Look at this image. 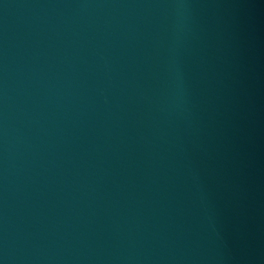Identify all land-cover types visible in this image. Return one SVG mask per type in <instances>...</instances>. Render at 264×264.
<instances>
[{
    "label": "water",
    "instance_id": "1",
    "mask_svg": "<svg viewBox=\"0 0 264 264\" xmlns=\"http://www.w3.org/2000/svg\"><path fill=\"white\" fill-rule=\"evenodd\" d=\"M0 264H264V0H0Z\"/></svg>",
    "mask_w": 264,
    "mask_h": 264
}]
</instances>
